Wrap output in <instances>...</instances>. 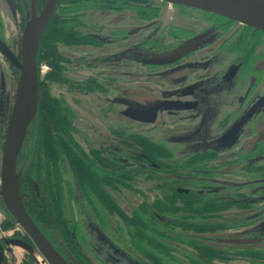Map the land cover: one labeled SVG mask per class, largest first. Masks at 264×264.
Listing matches in <instances>:
<instances>
[{"label":"flooded vegetation","instance_id":"flooded-vegetation-1","mask_svg":"<svg viewBox=\"0 0 264 264\" xmlns=\"http://www.w3.org/2000/svg\"><path fill=\"white\" fill-rule=\"evenodd\" d=\"M45 2L0 0V154L21 36ZM55 18L70 32L41 45ZM42 61L73 95L111 92L99 100L122 109L107 116L124 128L82 129L97 148L81 146L73 112L44 94ZM36 66V112L15 170L27 215L66 264H264V32L161 0H57ZM43 124L48 152L37 149ZM132 168L160 182L157 200L125 201ZM0 204L15 232L0 224L2 264L18 249L21 264H46Z\"/></svg>","mask_w":264,"mask_h":264},{"label":"water","instance_id":"water-1","mask_svg":"<svg viewBox=\"0 0 264 264\" xmlns=\"http://www.w3.org/2000/svg\"><path fill=\"white\" fill-rule=\"evenodd\" d=\"M219 15L264 32V0H161ZM57 0H46L41 12L33 14L21 36V63L17 95L10 125L0 154V199L15 225L30 239L46 264H66L27 215L20 199L21 174L15 170L28 123L34 118L37 105L38 43L51 18ZM23 246L20 241H10ZM25 245V244H24ZM26 247V245L24 246ZM3 253L0 247V264Z\"/></svg>","mask_w":264,"mask_h":264},{"label":"rangeland","instance_id":"rangeland-1","mask_svg":"<svg viewBox=\"0 0 264 264\" xmlns=\"http://www.w3.org/2000/svg\"><path fill=\"white\" fill-rule=\"evenodd\" d=\"M39 64H40V72H41L40 78L43 81L42 86H43L44 94L49 97L51 96L55 100H58V102H63L66 105L67 109L73 112L74 115L73 119L75 121V128H76L75 138L78 139V143L81 146L82 145L86 146L88 148V151L92 150V148H97L96 144L93 146L92 143H90L91 139H87L86 136L80 133L82 129H84V132L86 133L88 130H92V129L94 130L96 129L99 132H106L107 130L111 129V127H114V125L117 127L118 130L124 128V123H122L123 121L120 117L116 118L114 124L111 123V116H107L108 110L115 111V114L116 113L119 114V112L122 111V109L119 108L118 106H113V108H109L106 105H104L103 102H101L102 100H99L100 98L103 99L106 98V100L115 99L116 97L115 98L112 97L113 94L111 92H109L106 95H102V94L99 95L100 96L99 99L91 98V97L81 98L77 95H73L71 91L62 88V84L57 83L59 82L57 81L58 77L56 75L54 76L50 75V71L47 70L48 66L45 65L43 61L40 62ZM152 115L154 114L152 113ZM146 170L148 171L149 168ZM118 171L119 170H116V172ZM147 171L139 172L137 171V169L132 168V170H128V172H130L129 174H131L130 176L133 179L131 181L122 179L123 181L120 182L122 184V187L120 188L122 191V196L124 197L127 203L133 206H137L141 202H143L145 198H147V201H149L150 203L158 199L159 197L158 192L154 189L153 186L159 185L160 182L156 181V179L154 178H150L149 176L152 175V173L150 171L149 172ZM229 179L237 181L236 178L233 179L229 178ZM236 186L237 184L234 183L233 188H235ZM231 211H229L230 213L226 214V216H228L229 219L233 218V220H240L239 217L242 215V213L239 212L233 213ZM0 224H2V226L3 224L5 225L3 226V228H5V231L12 230L11 233L15 234V232L13 231L14 227H12L10 223L8 224V221L5 220L1 212H0ZM15 258L19 260H24L26 259V254H24L21 250L18 249L16 250Z\"/></svg>","mask_w":264,"mask_h":264},{"label":"trees","instance_id":"trees-1","mask_svg":"<svg viewBox=\"0 0 264 264\" xmlns=\"http://www.w3.org/2000/svg\"><path fill=\"white\" fill-rule=\"evenodd\" d=\"M60 20L57 18H55V20H51L50 23L46 26V29L43 33V36H42V39H41V45L44 43L45 44V39L51 34L50 37L52 38H59V37H63L66 33L70 32V27H69V24H66L64 22H59ZM43 44V45H44ZM47 46V44H46ZM44 98L45 95H43ZM43 106V105H42ZM47 125V123H46ZM51 126H53L55 129H58L59 127H62V123L60 122V119H57V117H54V118H51ZM42 128L41 130H39L38 134H37V138H38V151H41V149H45V151H49L50 149V142H49V136L47 134L48 130L45 126V124L42 125ZM46 152V153H47ZM74 163V161H73ZM88 167V166H86ZM87 171H88V176L86 177V182L87 183H91L92 181H89V179L87 178H90L92 179V177H94V174H93V171L90 169V168H87ZM0 209H1V204H0ZM3 209V208H2ZM8 219L10 221L11 218L8 217ZM9 224V222H8Z\"/></svg>","mask_w":264,"mask_h":264},{"label":"crops","instance_id":"crops-1","mask_svg":"<svg viewBox=\"0 0 264 264\" xmlns=\"http://www.w3.org/2000/svg\"><path fill=\"white\" fill-rule=\"evenodd\" d=\"M14 263H15V264H20V260H19V259H15V260H14Z\"/></svg>","mask_w":264,"mask_h":264}]
</instances>
